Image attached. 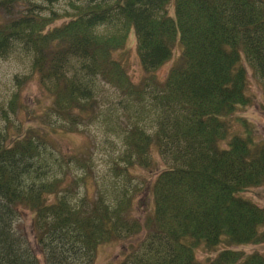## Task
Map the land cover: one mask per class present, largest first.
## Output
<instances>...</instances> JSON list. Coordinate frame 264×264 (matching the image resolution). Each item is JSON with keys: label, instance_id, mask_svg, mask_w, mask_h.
Wrapping results in <instances>:
<instances>
[{"label": "trees", "instance_id": "obj_1", "mask_svg": "<svg viewBox=\"0 0 264 264\" xmlns=\"http://www.w3.org/2000/svg\"><path fill=\"white\" fill-rule=\"evenodd\" d=\"M59 1L0 0V59H27L57 123L12 129L9 112L26 109L17 92L0 107V264H94L100 244L143 232L117 264H202L197 250L219 246L206 264H264L231 247L264 242V207L242 195L264 184V139L240 115L253 99L248 69L264 88V0ZM133 39L138 82L123 58ZM105 85L132 119L111 168L166 161L144 221L129 219L123 189L76 191L88 167L48 143L97 118Z\"/></svg>", "mask_w": 264, "mask_h": 264}, {"label": "rangeland", "instance_id": "obj_2", "mask_svg": "<svg viewBox=\"0 0 264 264\" xmlns=\"http://www.w3.org/2000/svg\"><path fill=\"white\" fill-rule=\"evenodd\" d=\"M67 0H60L54 5L57 10L67 7ZM132 38V36L130 37ZM134 39L129 42L124 51L123 58L127 63L130 76L134 81L138 82L143 77V70L135 56ZM173 58L160 66L156 71V77L163 80L167 71L176 58ZM20 55H12L7 59H0V107H7L8 101L12 98L14 92H17L18 103L22 102L26 109L17 108V113L9 112V118L12 121L11 128L16 129L17 123H21L20 127L28 126L31 123H41L48 127L51 124H57L55 117L53 119L46 118L44 109L49 104L48 97L44 94L40 87L37 77L30 72L27 59ZM249 74V92L253 95L252 103L240 112V115L246 118L254 125L255 134L258 138L264 139V88L260 84L257 75H254L251 69ZM100 95L97 94V96ZM114 90L105 85L101 89L99 99V111L96 119L79 123L74 132H59L57 135H51L48 139L49 145L64 155H72L77 162L75 164L78 171L86 170L90 174L87 183L81 184L76 188L80 193H88L94 197L99 191L106 198L113 197L118 189H123L131 197V202L126 213L129 219H138L144 221L150 214L152 200L148 187L152 183L155 173L161 169L166 161L156 153L159 166L144 168L133 167L122 172H116L111 166L113 158H116L122 149L121 139H119L120 128L129 126L132 119L125 112V104L119 102ZM32 111L27 113L26 110ZM5 120L0 118V124H4ZM118 135V136H117ZM85 161L86 167L80 166ZM122 165L123 163L120 162ZM70 176L73 174L70 170ZM118 188V189H117ZM121 191V190H120ZM243 196L250 198L259 206L264 207V184L248 189L242 193ZM143 233L130 235L125 239L110 241L99 245L96 252L94 264H117L121 259L124 251L130 243L136 239L143 237ZM223 246H219L217 250ZM235 249L244 250L246 252H260L264 254V242L259 244H243L231 246ZM125 250L123 251V249ZM216 250V251H217ZM216 251H205L199 249L196 252V258L202 264H206L210 257Z\"/></svg>", "mask_w": 264, "mask_h": 264}]
</instances>
